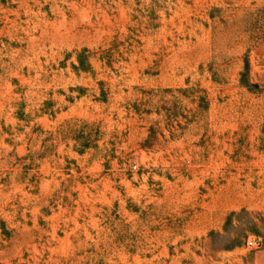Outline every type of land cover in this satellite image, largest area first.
<instances>
[{"label": "rangeland", "instance_id": "obj_1", "mask_svg": "<svg viewBox=\"0 0 264 264\" xmlns=\"http://www.w3.org/2000/svg\"><path fill=\"white\" fill-rule=\"evenodd\" d=\"M0 264H264V0H0Z\"/></svg>", "mask_w": 264, "mask_h": 264}]
</instances>
